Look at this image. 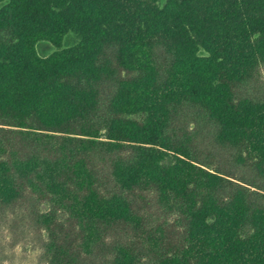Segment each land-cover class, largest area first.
Wrapping results in <instances>:
<instances>
[{
  "label": "trees",
  "instance_id": "1",
  "mask_svg": "<svg viewBox=\"0 0 264 264\" xmlns=\"http://www.w3.org/2000/svg\"><path fill=\"white\" fill-rule=\"evenodd\" d=\"M28 244L264 264V0H0V264Z\"/></svg>",
  "mask_w": 264,
  "mask_h": 264
},
{
  "label": "rangeland",
  "instance_id": "2",
  "mask_svg": "<svg viewBox=\"0 0 264 264\" xmlns=\"http://www.w3.org/2000/svg\"><path fill=\"white\" fill-rule=\"evenodd\" d=\"M77 42V39L69 34L66 36L65 40H64V43H63V48H68V47H72L76 44ZM55 47H53L51 44L47 43V42H42V43H39L37 46H36V52L37 54L40 56V57H47L49 55H51L52 53L55 52ZM242 91H245V93H249L246 89V86L244 87V89ZM186 128L188 129V127L186 126ZM206 131H208L206 129ZM47 206L45 207H39L38 211H46V208ZM4 214H2L3 216H6V217H10L11 216V213L9 210L5 209L4 210ZM155 216H153V218H155ZM117 229L115 230H109V228H107L106 230H103L101 232V234L103 235V237L108 240V238L110 237V234L112 232H115ZM122 231L119 230L118 232H115V234H119L121 233ZM133 236L130 237V239L132 238ZM6 238V237H5ZM10 250L7 249V252H6V255H5V262L4 264H9V263H12V264H36V260H37V256L39 254V251H36L34 250L29 244L28 245H19L17 246L13 251L9 252ZM114 253H112L113 255ZM0 259H1V256H0Z\"/></svg>",
  "mask_w": 264,
  "mask_h": 264
}]
</instances>
